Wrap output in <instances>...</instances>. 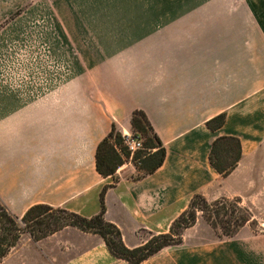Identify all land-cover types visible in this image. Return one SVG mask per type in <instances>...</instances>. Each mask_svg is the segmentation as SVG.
Wrapping results in <instances>:
<instances>
[{"label":"crops","instance_id":"1","mask_svg":"<svg viewBox=\"0 0 264 264\" xmlns=\"http://www.w3.org/2000/svg\"><path fill=\"white\" fill-rule=\"evenodd\" d=\"M129 1L71 4L76 19L66 26L81 34L50 37L66 52L44 54L46 66L41 53L8 47L3 54L0 201L20 218L36 204L91 217L111 185L105 216L129 247L147 241L145 233L168 232L196 194L239 197L255 217V204H264V0ZM59 60L69 70L65 83ZM136 110L148 116L166 159L145 175L128 160L115 182L98 172L97 148L114 124L132 134ZM224 112L225 124L212 131L207 121ZM219 136L241 140L228 176L210 163ZM205 252L167 247L141 264L222 258L220 249ZM0 264L129 263L100 235L68 226L39 241L24 234Z\"/></svg>","mask_w":264,"mask_h":264},{"label":"trees","instance_id":"2","mask_svg":"<svg viewBox=\"0 0 264 264\" xmlns=\"http://www.w3.org/2000/svg\"><path fill=\"white\" fill-rule=\"evenodd\" d=\"M227 114L221 113L207 121L212 131H217L226 122ZM134 132L144 138V148L131 154L125 143L124 134L113 125L109 134L99 143L96 153L97 170L105 176H113L126 161L132 160L142 175L154 173L163 165L167 150L155 132L146 113L136 110L132 116ZM242 157L241 140L235 136H219L210 153L211 165L223 176H228L237 167ZM111 185L101 191V210L91 217L69 211L63 207L36 204L20 218L11 213L0 201V261L19 243L24 234L35 241L42 240L68 226L84 232L100 235L111 254L129 264H141L167 247L181 245L184 233L193 227L201 215L213 228L220 229L228 237L236 235L241 228L256 221L251 210L242 205L239 197H222L209 201L204 195L196 194L189 206L173 221L166 233L153 234L143 244L129 247L123 240L120 228L106 219L105 193Z\"/></svg>","mask_w":264,"mask_h":264},{"label":"rangeland","instance_id":"3","mask_svg":"<svg viewBox=\"0 0 264 264\" xmlns=\"http://www.w3.org/2000/svg\"><path fill=\"white\" fill-rule=\"evenodd\" d=\"M129 2V0H0V68L3 54L8 47L41 53L43 66L49 63L48 57L44 54L53 51L60 55L66 52V44L50 43L49 38L81 34V29L66 26L67 21L76 19L75 14L73 16V13L67 10L71 4L103 5ZM91 14L103 15V13ZM15 37L24 40L13 43L12 41H19L15 40ZM62 62L64 61L59 60V64ZM68 71L65 64L59 66V83L66 82ZM242 205L250 207L245 201ZM254 211L256 222L245 225L233 237L223 235L220 229L213 228L200 215L197 223L185 231L183 243L174 247L196 244L197 247H202L203 253H206L205 251L214 253L220 249L219 255L222 258L228 255L226 260L214 256L209 261L207 255L202 258L201 264H264V204H255ZM145 236L150 238L148 233H145Z\"/></svg>","mask_w":264,"mask_h":264},{"label":"built area","instance_id":"4","mask_svg":"<svg viewBox=\"0 0 264 264\" xmlns=\"http://www.w3.org/2000/svg\"><path fill=\"white\" fill-rule=\"evenodd\" d=\"M125 136V143L128 146L131 154L144 148V138L138 133H132Z\"/></svg>","mask_w":264,"mask_h":264}]
</instances>
